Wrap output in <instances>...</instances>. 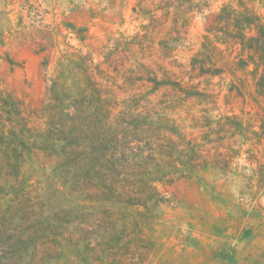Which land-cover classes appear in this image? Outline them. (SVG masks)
<instances>
[{"label": "rangeland", "instance_id": "rangeland-1", "mask_svg": "<svg viewBox=\"0 0 264 264\" xmlns=\"http://www.w3.org/2000/svg\"><path fill=\"white\" fill-rule=\"evenodd\" d=\"M242 16L264 0H0V264H264Z\"/></svg>", "mask_w": 264, "mask_h": 264}, {"label": "trees", "instance_id": "trees-1", "mask_svg": "<svg viewBox=\"0 0 264 264\" xmlns=\"http://www.w3.org/2000/svg\"><path fill=\"white\" fill-rule=\"evenodd\" d=\"M233 26L236 30L233 37L241 44L243 50L250 53L249 59L254 64V72L257 74L260 66L264 65V23H261L259 18L242 16L236 18ZM252 27L256 29L257 34L247 37V32L251 31ZM248 63L244 62V67H248ZM257 82L260 86L264 84V74H260Z\"/></svg>", "mask_w": 264, "mask_h": 264}]
</instances>
